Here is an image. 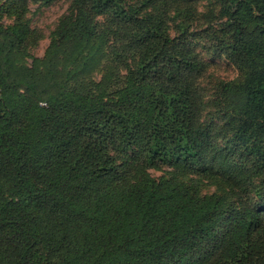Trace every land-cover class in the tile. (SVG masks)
<instances>
[{"label": "trees", "instance_id": "trees-1", "mask_svg": "<svg viewBox=\"0 0 264 264\" xmlns=\"http://www.w3.org/2000/svg\"><path fill=\"white\" fill-rule=\"evenodd\" d=\"M218 3L220 55L235 72L220 81L222 111L246 127L220 145L200 121L199 82L210 61L180 39L184 32L168 36L156 0H74L52 34L49 60L70 50L69 63L80 69L101 55L112 27L102 29L95 18L143 29L146 48L128 53L122 45L112 53L124 56L121 64L80 87L40 86L31 72L12 79L7 53L24 41L27 27L5 29L0 264H264V152L257 185L251 166L236 165L230 150L242 132L264 143V0ZM158 161L209 174L220 193L194 194L174 172L152 177L147 170ZM243 183L260 204L236 208Z\"/></svg>", "mask_w": 264, "mask_h": 264}, {"label": "rangeland", "instance_id": "rangeland-1", "mask_svg": "<svg viewBox=\"0 0 264 264\" xmlns=\"http://www.w3.org/2000/svg\"><path fill=\"white\" fill-rule=\"evenodd\" d=\"M74 0H0V41L1 34L12 23L20 22L27 27V34L23 42L14 46L11 52V62L13 69L10 77L16 80L17 77L26 72L35 75L34 83L42 85V82H48V85L55 87L56 84L67 85L68 87H80L87 83L99 82L106 71L115 69V65L121 64L120 59L123 55L114 57L112 53L119 50L122 45H128L129 51L134 50V46L139 48L145 45L140 44L139 37L143 33V29L134 30L129 24H118L113 26L112 22L107 19L95 18V22L102 29L106 26L112 27V34L106 35L104 40V51L96 58H88L82 68L78 69V63L71 65L68 56L69 51H59L56 59L49 60L48 52L51 48V38L58 22L72 11ZM156 15L164 19L163 26L168 30L170 38L180 37V32H184L182 38L186 37L191 41V51L197 53L202 59L210 61L205 68L203 77L200 80V87L204 90L205 106L201 113L200 121L213 131L214 140L217 145L223 143L224 138H232L231 134H235L234 130L246 129L242 126L240 116H234L228 119L223 114L225 110V102H221L219 91L220 81L231 79L235 76L229 61L224 54L220 55L221 42L224 39L221 30L224 25V18L221 16L218 0H156ZM168 5L166 6L164 5ZM165 11V13H164ZM125 25V26H122ZM136 31V33H134ZM196 32L194 37L190 35ZM129 36V37H128ZM94 46H90L93 50ZM146 48L141 51L145 52ZM186 51V50H185ZM142 52L138 54L142 55ZM137 55V54H135ZM132 63L133 59L129 58ZM9 66V64H7ZM10 67V66H9ZM78 69V70H77ZM117 70V69H116ZM120 74H124L123 69L118 70ZM193 75H198L197 72ZM197 82V80H196ZM207 101V102H206ZM254 123L249 128L255 127ZM255 128L249 131H254ZM241 133L242 140L234 141L230 146L233 150V162L236 165H242L245 160L247 166H251L252 178L258 185L261 180L257 176V167L259 166L258 156L260 152H264L263 138L261 140L257 136H252L250 132ZM245 165V164H243ZM157 168H148L147 172L154 178L170 177V173H176L177 179L183 181L192 193L199 194H219L214 179L207 173L189 169H175L166 161H158ZM245 177L243 181L246 179ZM239 191L240 202L236 208H245L252 204H260L258 198L252 197L250 186L242 184ZM264 192V187L263 190ZM264 214V213H263ZM223 224L219 225V232L223 231Z\"/></svg>", "mask_w": 264, "mask_h": 264}]
</instances>
